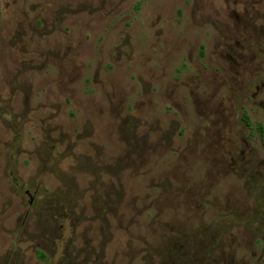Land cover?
I'll return each instance as SVG.
<instances>
[{
  "label": "rangeland",
  "instance_id": "rangeland-1",
  "mask_svg": "<svg viewBox=\"0 0 264 264\" xmlns=\"http://www.w3.org/2000/svg\"><path fill=\"white\" fill-rule=\"evenodd\" d=\"M0 264H264V0H0Z\"/></svg>",
  "mask_w": 264,
  "mask_h": 264
}]
</instances>
